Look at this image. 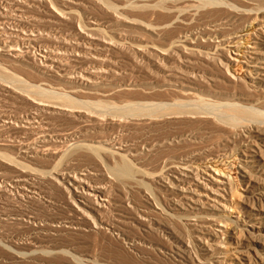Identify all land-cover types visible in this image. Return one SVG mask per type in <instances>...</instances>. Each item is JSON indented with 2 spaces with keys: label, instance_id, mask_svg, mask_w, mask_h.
<instances>
[{
  "label": "bare ground",
  "instance_id": "obj_1",
  "mask_svg": "<svg viewBox=\"0 0 264 264\" xmlns=\"http://www.w3.org/2000/svg\"><path fill=\"white\" fill-rule=\"evenodd\" d=\"M88 1L83 8L76 0H0V92L28 108L24 117H3L0 128L33 134L0 144V186L28 200L48 184L67 215L21 213L12 221L55 235L110 228L128 253L151 251L177 263L264 264V0ZM95 6L103 20L88 14ZM17 22L36 32L9 35L4 24ZM42 35L63 38V53L44 48L31 57ZM119 57L148 79L110 70ZM13 69L60 84L28 83ZM176 123L209 131L138 145L120 134ZM137 190L148 209L126 205L133 217L121 222L143 237L168 239V247L108 225L115 198L130 205ZM0 252L14 264L36 257L103 264L18 236H0Z\"/></svg>",
  "mask_w": 264,
  "mask_h": 264
},
{
  "label": "rangeland",
  "instance_id": "obj_2",
  "mask_svg": "<svg viewBox=\"0 0 264 264\" xmlns=\"http://www.w3.org/2000/svg\"><path fill=\"white\" fill-rule=\"evenodd\" d=\"M83 5V8L91 6V3L88 0H76ZM2 6L0 5V14H2ZM89 15L96 16L98 19L103 20L104 18L101 15V11L98 7H93L91 10L87 11ZM3 23L0 22V29L2 28ZM4 28L7 33L10 35H28L29 32H36V27L27 22L23 23H9L4 24ZM69 32V29H66ZM6 36L3 39H10V36ZM42 39L37 48L29 49L31 57H36L39 59V51H44V48H47L48 51L63 53V49L66 47L63 38H59L55 35H42ZM3 67H6L1 62ZM119 66L109 67L110 70L119 71L122 74L126 75V79L132 81H144L148 79V75L145 71H139L136 68H133L128 64V62L119 57L118 60ZM165 70H168L169 63L164 64ZM7 68V67H6ZM13 71L18 75V77L28 83H37L40 81H46L54 85H59L56 80L46 77H39L34 74L24 72L21 70L13 69ZM71 72V71H70ZM13 73V72H9ZM78 74V72H75ZM1 82V81H0ZM221 89H226L224 86H220ZM28 114V108L21 105L19 102H14L8 98L3 92H0V120L3 117H24ZM13 124V122H11ZM60 125V124H58ZM27 128V127H26ZM45 128V127H44ZM17 129H20L19 126L14 128V126L7 125L5 128H0V144L13 143L18 145L19 143L25 141L28 138H32L33 134H29L28 130L22 129L23 132H19ZM47 130V128H45ZM17 131L18 133L14 132ZM200 131L205 133L209 131L206 128H198L197 126L187 125L181 123H176L172 125H160L156 128L149 129L145 127H139L136 129L129 128L124 132L120 133L123 135V138L130 144L138 145L142 140H153L156 137L170 136L176 134L177 132H192ZM26 132V136L24 133ZM93 139V138H91ZM2 150V149H0ZM3 151V150H2ZM4 152V151H3ZM20 159V158H18ZM157 161L156 157H151L148 159V162L151 164ZM38 191L32 195L31 199H20L16 196L14 192L10 189H2L0 186V236L5 239H9L11 236H18L21 240H26L27 238H32L44 243H57L61 246L67 248H74L78 252H83L90 254L95 257L99 263L103 264H115L121 261L130 264H185L177 263L173 258L160 255L151 251L141 250L137 254H131L126 251L123 245V240L116 237V233L107 228L108 231H99L98 234H89L78 231H58L56 235L53 232L43 231L36 233L31 229H28L25 226H18L12 221L15 216L26 213L35 216H46V217H57V218H66V210L64 209V203L58 197L57 193L52 189L48 184L37 185ZM128 200H125L122 197H116L114 202V208L110 214H106V221L108 225H115L116 227L122 229L126 235L130 238H139L142 237L147 241L160 244L162 246L168 247V243H171L166 238H160L154 234H144V237L141 236L142 232L135 227H132L129 224L122 223V216L128 217L130 215L133 217L131 210L126 208L127 206L134 207L139 210L148 209L147 200L144 197L143 190H137L129 197ZM114 232V233H111ZM69 250V249H68ZM138 258V260H137ZM35 263L30 264H69L64 259L57 258L54 260H46L45 258H35ZM141 260L142 263H139ZM0 264H14L13 261L5 254L0 252Z\"/></svg>",
  "mask_w": 264,
  "mask_h": 264
}]
</instances>
